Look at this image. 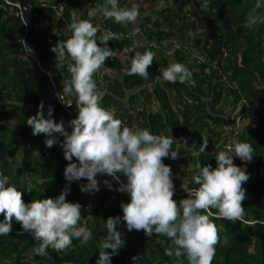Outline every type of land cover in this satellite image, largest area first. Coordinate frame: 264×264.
<instances>
[{"label": "trees", "instance_id": "trees-1", "mask_svg": "<svg viewBox=\"0 0 264 264\" xmlns=\"http://www.w3.org/2000/svg\"><path fill=\"white\" fill-rule=\"evenodd\" d=\"M203 2L173 0L171 6L157 9L156 17L147 13L138 27L136 23L124 27L106 19L99 11L97 6L103 5L105 0H0V171L22 191L25 203L55 198L68 185L70 191L66 199L81 204L80 224L92 233V238L83 246L74 240L72 248L60 253L49 248V259L31 252L35 240L30 233L19 234L23 230L13 218L9 236H0V264H96L98 246L107 235V218L122 217L121 204L130 202L127 193L116 190L119 182L106 174H98L100 190L95 193L81 191V185L87 183L85 179L69 184L64 176L69 162L59 142L46 147L47 137L34 136L26 123L38 113L43 102L45 118L51 106L55 121L63 120L66 130L72 131L68 124L78 115L76 102L72 118L57 102L53 86L57 84V89L63 92L62 80L68 79L70 73L67 64H57L56 54L51 49L59 40L71 35L67 25L73 13L81 19H89V9L93 8L101 15L100 23L95 22L94 26L100 32L107 30L119 36L118 40L108 42L117 57L107 58L100 71H124L121 77L101 75L100 71L95 74L97 90L103 93L100 103L115 109L117 117L129 127L133 126L135 109H138L137 129L173 136L172 148L179 152V157L176 160L165 158L163 162L172 169L173 199L177 203L188 195L181 188L183 180L190 188L196 186L193 177L198 173L197 162L201 166L217 167L215 144L222 145L219 150H226L235 139L252 146L251 162L239 157H234L233 161L250 175L242 185L246 189V199L242 202L246 210L244 219L235 223L213 220L226 231L220 234L221 242L216 245L212 264H264V225L257 222L264 220V24L246 26V18L256 0H209L206 11L201 10ZM119 4L131 7L134 3L119 0ZM259 12L264 14V9ZM134 28H139L141 34L130 39L127 33ZM133 39L139 42L137 51L151 50L156 54L146 78L129 76L125 71L122 55L129 62L134 53L126 54L123 50L132 46ZM164 41H167L166 48ZM195 48L201 55H195ZM32 55L52 77L41 71ZM170 62L187 66L196 86L178 81L175 84L157 82L160 67ZM149 83L151 89L146 86ZM132 89L139 91L128 96V90ZM140 96L145 100L139 102ZM154 96L161 106L156 111L146 109L145 104ZM126 97L131 103L128 107L124 102ZM239 107L248 122L239 125L236 132L237 117L233 112ZM15 118L18 122L13 125ZM54 135L58 141H63V136ZM202 136L209 140L205 153L198 158L188 156L193 147L199 150ZM37 150L40 155L33 154ZM231 154L234 155V149ZM190 163L194 166L192 169L188 167ZM105 180L112 184V189L104 184ZM121 180L124 177L121 176ZM29 183L35 186L31 193L26 191ZM3 219L0 214V221ZM117 230L125 244L112 256L111 264H174V258L165 254L171 244L167 237L155 233L148 237L143 230L128 231L123 221L117 225ZM224 236L228 237L226 243ZM106 251L111 253V249ZM137 255L141 259L134 262L132 257ZM181 259L183 264H188L186 257Z\"/></svg>", "mask_w": 264, "mask_h": 264}, {"label": "clouds", "instance_id": "clouds-1", "mask_svg": "<svg viewBox=\"0 0 264 264\" xmlns=\"http://www.w3.org/2000/svg\"><path fill=\"white\" fill-rule=\"evenodd\" d=\"M97 8L106 19H112L124 27L129 23L134 24L140 15L138 4L121 7L119 0H105ZM208 8L209 0H204L201 10ZM261 9H264V0H256L246 18L247 27L264 24V14L259 12ZM91 15L89 13V19H81L73 13L71 23L67 25L71 35L59 40L51 49L56 54L57 64H67L70 73L68 79L62 80L63 92L56 95L63 103L65 95L76 97L74 103L78 115L68 124L72 131L66 130L63 120L59 123L55 121L51 106L45 118L43 102L38 113L29 117L26 123L32 128L34 136L44 134L47 137L46 147L51 148L59 142L69 162L64 170L69 184L85 179L87 183L81 185V191L95 193L100 190L98 174H106L119 182L117 191L130 196V202L121 204L122 217L107 218V235L98 246L99 259L96 264H111L112 256L124 246L122 234L117 230V225L122 221L126 223L128 231L143 230L148 237L154 233L167 237L171 244L165 254L174 258V264H183L182 257H186L188 264H212L216 245L221 242L220 234L226 231L223 225L218 226L213 220L224 219L235 223L243 221L246 213L242 206L246 189L242 185L250 175L246 169L234 164V157L251 162L254 149L249 143L235 139L226 146V150H219L222 145L215 144L217 167L213 168L211 164L201 166L197 162L198 173L193 177L196 186L190 188L183 180L181 188L188 195L177 203L173 199L175 185L172 169L163 162L165 158L176 160L179 157V152L172 148L173 136H166L163 132L153 134L146 128L129 127L117 117L115 109L106 108L100 103L103 93L97 90L94 76L105 66L107 58L117 57V52L108 46V42L118 40L119 36L107 30L100 32L94 26ZM139 31V28H134L127 35L132 39ZM163 44L166 48L167 41ZM138 47L139 42L133 39L132 46L124 48V53H134L125 71L129 76L146 78L156 54L151 50L141 53L137 51ZM30 51L27 52L30 54ZM32 58L38 65L43 64L36 56L32 55ZM159 72L157 82L163 80L175 84L178 81L196 86L192 71L182 63L170 62L166 67H160ZM65 104L71 107V104ZM239 113L238 116H245L241 111ZM239 124L237 118L236 132ZM57 133L64 137L63 141H58L54 135ZM202 139L199 150L193 147L188 156L198 158L205 153L209 140L204 136ZM233 149L234 155L231 154ZM33 154L40 155L38 150ZM121 176L124 180H121ZM104 184L112 189L108 180ZM34 187L29 183L26 191L31 193ZM69 191L66 185L55 198L34 199L25 203L22 191L0 171V214L4 216L0 221V236H9L15 218L23 230L19 234L30 233L35 240V246L31 249L35 256L51 259L49 248L60 253L72 248L74 240L81 246L87 244L92 233L80 224L81 204L67 201ZM257 222L264 225V220ZM223 239L226 243L228 237L224 236ZM106 249H111V253ZM140 259L139 255L132 257L134 262Z\"/></svg>", "mask_w": 264, "mask_h": 264}, {"label": "rangeland", "instance_id": "rangeland-1", "mask_svg": "<svg viewBox=\"0 0 264 264\" xmlns=\"http://www.w3.org/2000/svg\"><path fill=\"white\" fill-rule=\"evenodd\" d=\"M134 4H138L139 5V11H144L143 14H140L137 21L135 22L137 27L140 23V21L144 18V16L147 15V13L151 12L153 13V17H156L157 16V9H162L168 5H172V2L173 0H132ZM86 4V2L84 1V5ZM140 9H143V10H140ZM89 13H91V20L93 22V24H99L100 21H101V15L97 12V10L95 8L93 9H89ZM193 33V32H192ZM141 34V33H139ZM176 43H180L179 41H176ZM195 55H201V53L199 51L196 50L195 48ZM122 59L124 61V64H126V69L128 68V66H130L129 62L126 60V56H123L122 55ZM108 74V75H111L112 77H121L123 76L124 74V71H119L117 69H107L105 71H100L99 74L101 75H104V74ZM103 78V77H102ZM101 86V85H100ZM146 86L148 87V89H151V84H146ZM135 91H139V89L137 90H128V96H130L131 93H134ZM145 100V98L143 96H140V99H139V102L140 101H143ZM126 106H130L131 103H129V97H126L125 100H124ZM137 103V102H136ZM161 106V104L157 101L156 97L154 96L150 101L149 103H146L145 104V108L148 109V110H154L156 111L159 107ZM135 121L133 122V126L132 127H135L137 128V115H138V109H135ZM241 110H240V107L234 111V115L238 118V120H240V124L239 125H242L243 123L246 124L248 122V119L246 117H244L243 115L242 116H238L240 113ZM18 122V118H15L14 119V122H13V125H15L16 123ZM179 142H181V138L179 139ZM189 169H192L194 166L192 163H190L188 165Z\"/></svg>", "mask_w": 264, "mask_h": 264}, {"label": "built area", "instance_id": "built-area-1", "mask_svg": "<svg viewBox=\"0 0 264 264\" xmlns=\"http://www.w3.org/2000/svg\"><path fill=\"white\" fill-rule=\"evenodd\" d=\"M40 63V62H39ZM40 68L42 70V72H45L46 70L42 67V65H40ZM48 74L51 75L52 77V74L49 73V71H46ZM54 88L56 89L55 90V96H56V99H57V102L67 111V113L72 117L74 118V112H73V105H74V99L76 98L75 95L71 96V97H66V96H63V99L65 101V103H69L71 104V107L67 106L65 103H63L59 97L56 95L57 93H62L59 89H57V84L54 83Z\"/></svg>", "mask_w": 264, "mask_h": 264}]
</instances>
